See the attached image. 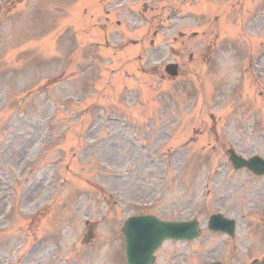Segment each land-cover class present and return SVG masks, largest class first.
<instances>
[{
  "label": "rangeland",
  "instance_id": "obj_1",
  "mask_svg": "<svg viewBox=\"0 0 264 264\" xmlns=\"http://www.w3.org/2000/svg\"><path fill=\"white\" fill-rule=\"evenodd\" d=\"M23 1L0 7V264H125L139 213L203 227L155 264L264 258V176L226 153L264 157V0H127L142 22L108 0ZM214 212L234 237L207 229Z\"/></svg>",
  "mask_w": 264,
  "mask_h": 264
},
{
  "label": "water",
  "instance_id": "obj_2",
  "mask_svg": "<svg viewBox=\"0 0 264 264\" xmlns=\"http://www.w3.org/2000/svg\"><path fill=\"white\" fill-rule=\"evenodd\" d=\"M171 66V65H170ZM168 66V70L169 67ZM174 74V71H171ZM229 159L235 167L246 166L257 174L264 173V160L258 156H252L248 160L229 150ZM209 228L215 231H224L231 235L234 233V221L220 214L210 216ZM126 245L127 264H152L154 251L166 238L191 239L199 234L198 223L190 221H162L152 215H139L128 218L123 225ZM209 264H223L212 262ZM252 264H261L254 261Z\"/></svg>",
  "mask_w": 264,
  "mask_h": 264
}]
</instances>
